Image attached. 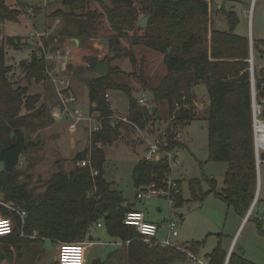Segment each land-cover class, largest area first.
<instances>
[{"label":"trees","instance_id":"1","mask_svg":"<svg viewBox=\"0 0 264 264\" xmlns=\"http://www.w3.org/2000/svg\"><path fill=\"white\" fill-rule=\"evenodd\" d=\"M92 1L62 0L69 10L61 8L54 12V16L63 17V25L57 36L51 35L44 41L45 48L52 47L56 39L63 43L66 38L78 39L80 45H85L100 37L105 20L111 32L105 38L110 50L116 53L115 57L127 55L136 65L133 50L123 47L122 43L143 44L163 53L166 74L156 84L151 83L143 68L136 76L142 88L152 94L149 106L141 105L139 98L133 95V88L121 80L122 75L128 73L118 66H110L104 75L89 78L90 111L98 112L103 118L102 129L92 134L89 147L77 152L73 169L55 172L45 182L44 191L37 193L21 181L19 165L22 155L35 146L25 133L26 128L34 126V122L27 119L29 116L45 118L50 107L48 103L37 107L41 97L29 93L28 85L16 86L10 76L13 67L6 62V47L0 44V163L3 164L0 192L3 203L26 214L22 227L21 217L0 203V213L16 223L14 233L0 238L9 246L0 251V263L13 259L10 247L18 249L19 264H35L44 252L46 240L57 243L89 238L93 241L91 231L101 222L109 237L129 242L91 264H201L190 253L197 257L206 239L192 240L181 248L147 243L135 226L124 222L126 214L135 207L127 202L123 191L114 188L113 182L107 179L103 144L118 141L123 129L127 133L135 129L121 122L114 123L111 118L114 111L106 94L109 90L125 92L130 102L129 118L140 127L167 119L168 147L171 149L179 146L172 126H186L196 118V87L204 85L209 99L206 114L209 160L225 162L227 170L224 187L219 191L215 179L205 178L210 187L208 191H204L200 179H190L191 199L204 201L213 191L244 219L257 193L252 90L254 87L256 99L264 105V66L254 64L252 71L250 38L235 32L239 23L236 12L218 5L229 27L224 30L215 25L214 0H97L103 11L93 9ZM21 8L17 0H0V23L19 22ZM146 14L151 16L148 26L143 27L138 21ZM6 41L16 49L24 46L12 36ZM263 50L264 39L254 41V54L262 56ZM20 64L29 82L33 79L37 83L47 82L48 65L42 48ZM24 109L25 114L22 113ZM172 141L175 142L170 144ZM83 159L90 164L79 165ZM92 169L98 173L94 175ZM171 172L167 158L152 162L142 157L135 164L132 177L137 189L151 184L164 188ZM177 183L181 192L176 196L174 207L185 203L181 184ZM255 222L264 233V219L255 218ZM227 256L228 251L218 244L207 255V264H225ZM228 264L257 263L242 252L232 251Z\"/></svg>","mask_w":264,"mask_h":264},{"label":"rangeland","instance_id":"2","mask_svg":"<svg viewBox=\"0 0 264 264\" xmlns=\"http://www.w3.org/2000/svg\"><path fill=\"white\" fill-rule=\"evenodd\" d=\"M17 3L22 7L20 21L0 23L2 35L0 44L4 43L6 47V62L13 67L10 76L16 86L28 85L29 93L40 95L41 99L37 103V107L50 102L52 104L50 107L53 110L55 106L57 108L60 105L57 89L51 84L48 75L47 82L37 83L34 79L29 82L21 67L22 61H28L32 52L41 48L44 54H48L46 61L51 65V69L63 73L62 77L70 78V85L77 99L76 104L85 112L90 111L87 80L97 75L95 71L88 68V58L93 56L108 61L109 67L118 66L128 73V75H122L121 80L133 88V95L137 98L146 95L151 100L152 94L149 90L142 88L136 76L141 73V68H143L151 83H158L160 78L166 74L163 53L143 44L130 45L129 42L123 41V47L133 50L136 65H133L127 55L122 54L115 57L116 53L110 50L108 43L104 42L105 37L111 34L105 20L100 37L85 45L77 44L73 38H66L63 43L57 42L56 39L53 46H57L58 49L51 52V47L45 49L44 41H47L51 35L57 36V32L63 25V17L54 16L56 10L65 8L62 0H17ZM218 5L219 7L224 5L226 11H234L238 14L239 23L235 32L248 36L251 47H253L254 41L264 39V0H214L215 25L227 30L229 27L227 17L219 10ZM91 7L103 11L97 0L92 1ZM65 9L69 10V8ZM11 36L15 38L16 42L21 40L24 46L21 49H16L9 44L6 40ZM66 48H70L71 52L64 55L63 51ZM254 58L256 63L261 59V65L264 64V54L262 56L254 54ZM250 59L252 60V57ZM81 67L85 69H81ZM205 91L204 85L197 88L196 118L186 126L181 125L179 131L181 135L176 138L179 146L169 149V142L162 141V154L166 151L176 154L177 159L172 164L169 179L181 184L185 199L182 206L171 207L168 201L163 198L138 199V189L135 187L132 177L133 168L143 157L148 139L152 141L153 135L159 136V133L169 124L165 118L150 123L149 128L152 133L145 137L137 130L127 133L123 129L122 137L118 141L113 144H103L106 154V177L113 182L114 188L123 191L128 203L136 204L135 207L144 211L147 217L159 222L161 225L158 234L159 240H164L167 237V221L173 218L179 222V235L173 239L178 245L188 246V242L192 240L206 239L200 253L197 254L201 263L207 264V255L218 244H221L228 253L230 249L231 252H242L245 257L257 264H264V233L255 222V218L264 219V162L260 163L258 167L256 198L250 209L251 213L247 216L249 210L243 224V218L235 209L213 191L209 192L204 201L191 199L190 179H200L203 182L204 191L210 189L205 178L215 179L217 191H219L224 187V175L227 170L225 162L209 160L206 116L209 99ZM108 94V99L115 109L113 111L122 116L127 115L130 106L129 96L120 90H109ZM26 112L25 109L22 111L23 114ZM48 112L50 116L46 114L45 118L29 116L30 120L27 119L31 123L34 122V126L26 128L25 133L28 140L35 143V146L22 155L19 165L21 181L28 183L29 188L36 190L37 193L44 191V184L52 174L59 170L70 171L73 169L75 167L73 158L77 152L90 146V123L87 120L77 122L76 130L72 131L70 128L71 124L76 122L74 119L51 115V108ZM93 124L91 123V125ZM173 142L175 141L170 144ZM180 145L182 146L180 147ZM2 169L3 164L0 163V171ZM2 199L3 193L0 192V203L11 210V205L3 203ZM159 207H162V212H158ZM14 212L19 214L17 210ZM103 228L92 229L93 241H90L89 238L83 240L88 245L87 264H91L95 259L105 258L110 251L118 247L113 242L114 239L109 237ZM262 228L264 231V222ZM58 243L46 240L44 252L35 264H59L57 261ZM6 248L9 246L0 239V251ZM10 249L14 252L13 259H6L0 264H19L17 261L18 249L14 247H10Z\"/></svg>","mask_w":264,"mask_h":264},{"label":"built area","instance_id":"3","mask_svg":"<svg viewBox=\"0 0 264 264\" xmlns=\"http://www.w3.org/2000/svg\"><path fill=\"white\" fill-rule=\"evenodd\" d=\"M46 49V48H45ZM70 48L64 49V55L69 54L71 51ZM44 52V51H43ZM50 53V51H48ZM48 54L45 53V58L47 60ZM47 75L50 77V81L53 86L56 87L57 93L60 99V105L56 108H53V115H60V118H71L76 122L71 124V130H76V123L82 120H87L90 123L89 132L90 139L92 134L95 131H100L102 129V117L98 112H85L79 105L76 104V97L72 91L70 85V78L67 76L62 77L59 71L51 69L50 65L47 63ZM106 97H109V94H106ZM150 98L146 95H143L138 99L141 105H150ZM264 105L256 99L255 88L252 90V126H253V135H254V146L256 153L257 166L259 167L260 163L264 162ZM111 118L114 120V123H124L130 125L137 130L142 136L152 133L149 126L140 127L138 124L129 118V115H119L116 112H113ZM91 123H94L91 125ZM168 126L159 133V136L153 135L154 138L152 141L147 142L143 159L146 161H158L162 158H167L168 162L172 168V164L176 161V154H172L171 151H166L162 154V141L169 142L168 137ZM181 126L178 125L177 128L172 126V130L175 134V139L180 137L179 133ZM154 134V133H153ZM81 166H87L90 164V161L83 159L78 162ZM92 173L96 175L98 171L92 169ZM181 189L178 186L177 181L168 179L167 186L164 188H159L155 184L148 186H141L138 188L137 198L138 199H147V198H163L168 201L169 205L172 207L176 201V196L180 194ZM12 210H17L21 219L22 227L25 223V211H20V209L11 206ZM251 213H248L249 216ZM124 222L128 225L135 226L139 234L142 236L143 240L147 243H160L164 246H175L181 248L173 239L179 235V222L170 218L167 221V237L164 240L158 239V234L160 230V225L154 221H151L147 218L144 211L139 209H134L129 211L126 214ZM15 220L11 217H6L0 213V238L6 235H10L15 231ZM98 227H102L103 223H97ZM117 246H122L128 244L129 241L123 240H114ZM87 253L88 245L85 241H76V242H59L57 246V261L59 264H87ZM193 259L198 260V258L191 254ZM199 261V260H198Z\"/></svg>","mask_w":264,"mask_h":264},{"label":"water","instance_id":"4","mask_svg":"<svg viewBox=\"0 0 264 264\" xmlns=\"http://www.w3.org/2000/svg\"><path fill=\"white\" fill-rule=\"evenodd\" d=\"M150 14H146L144 15L143 17H141L138 21V23L143 26V27H147L148 26V22H149V19H150ZM76 43L78 44L79 43V40L78 39H75ZM104 42L105 43H108V39H104ZM58 49L57 46H52L50 48V51H54ZM64 53V52H63ZM88 68L91 70V71H95L97 73V75H104L108 68H109V62L108 61H105V60H100L98 59V57L96 56H93V57H89L88 58ZM254 76V75H253ZM253 80H254V77H253ZM264 102V101H263ZM230 255H231V252L228 253V256H227V260H226V264H228V261H229V258H230Z\"/></svg>","mask_w":264,"mask_h":264},{"label":"crops","instance_id":"5","mask_svg":"<svg viewBox=\"0 0 264 264\" xmlns=\"http://www.w3.org/2000/svg\"><path fill=\"white\" fill-rule=\"evenodd\" d=\"M223 29V28H222ZM79 44V43H78ZM250 45H251V43H250ZM251 57H252V60L250 59V62H252L251 64H252V66L254 67V64H257V65H259V67H263L264 66V64H262L261 65V63L262 62H260L261 61V59H259V61H257V63H256V59L254 58V54H253V47H251ZM200 87V85L199 86H197L196 87V92H197V88H199ZM204 90V89H203ZM205 92H207V90L205 91ZM197 94H198V92H197ZM207 95V94H206ZM111 97V96H110ZM207 97H208V95H207ZM88 99H89V97H88ZM208 102H209V100H208ZM49 103V107L50 106H52V104L50 103V102H48ZM51 108V115H53V110H52V107H50ZM111 108L113 109V110H115L114 108H113V106H112V102H111ZM83 150V149H82ZM79 152V151H78ZM159 199V198H158ZM160 199H162V198H160ZM136 206V204H134V207ZM135 209H137L136 207H135ZM139 209V208H138ZM141 210V209H140ZM158 212H162V207H159L158 208ZM147 216V215H146ZM149 220H151V221H154V222H156V223H158L159 224V222H157V221H155V220H153V219H151V218H149V216L147 217ZM243 222H245V218L243 219V221H242V224H243ZM160 225V224H159ZM160 230H161V225H160ZM159 230V231H160ZM231 252V249L229 250V253ZM198 260H199V257H198ZM199 262L201 263V261L199 260ZM201 264H203V263H201Z\"/></svg>","mask_w":264,"mask_h":264}]
</instances>
